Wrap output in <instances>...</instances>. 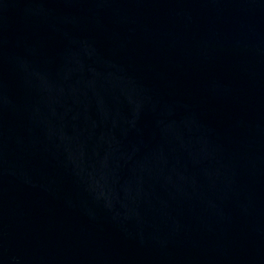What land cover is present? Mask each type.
I'll return each mask as SVG.
<instances>
[{
	"label": "water",
	"instance_id": "obj_1",
	"mask_svg": "<svg viewBox=\"0 0 264 264\" xmlns=\"http://www.w3.org/2000/svg\"><path fill=\"white\" fill-rule=\"evenodd\" d=\"M0 264H264V0H0Z\"/></svg>",
	"mask_w": 264,
	"mask_h": 264
}]
</instances>
